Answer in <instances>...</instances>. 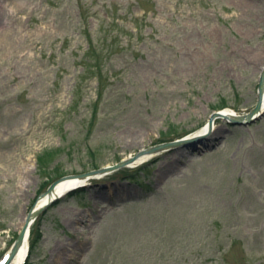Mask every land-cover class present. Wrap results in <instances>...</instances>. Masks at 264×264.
<instances>
[{"label":"rangeland","instance_id":"rangeland-1","mask_svg":"<svg viewBox=\"0 0 264 264\" xmlns=\"http://www.w3.org/2000/svg\"><path fill=\"white\" fill-rule=\"evenodd\" d=\"M263 69L264 0H0V264L53 183L249 114ZM214 127L52 204L26 264H264V115Z\"/></svg>","mask_w":264,"mask_h":264},{"label":"water","instance_id":"water-1","mask_svg":"<svg viewBox=\"0 0 264 264\" xmlns=\"http://www.w3.org/2000/svg\"><path fill=\"white\" fill-rule=\"evenodd\" d=\"M264 106V69L262 71L261 77H260V81H259V95H258V102L256 107L251 111V113L245 115V116H235L233 118H231V123L234 125H239V126H249L253 123H255L257 120H259L263 114H264V110L263 109ZM226 118L225 116H222L221 112H216L214 113L209 121V125H208V134L207 135H194L192 137H187L184 138L182 140L176 141V142H172V143H166L157 147H153L147 150H143L141 151L138 155L124 160L121 163L112 166V167H105L103 169H100L98 171L95 172H91L88 174H84V175H79V176H70L67 177L65 179H62L56 183H54L51 188L49 189V191L47 192L48 194H50L55 187L57 186V184H59L62 181L65 180H70V179H79V180H87L91 177H102L108 174H111L113 172H116L122 168L128 167L132 164H134L135 162H137L139 159L143 158V157H148L150 155L153 154H157V153H161V152H165L168 150H180V149H185V148H189V147H197L198 144L206 146L208 145V143H206V140L208 139L209 135L213 132L214 129V123L217 119L219 118ZM51 203H46L44 206H42L41 208L37 209L36 211H31L30 215L28 216V219L20 233V236L13 248V250L11 251L9 257L7 258V261L5 264H11L12 261L14 260V258L16 257L18 250L20 249V247L23 245L25 238L27 236V233L29 232V229L31 228V226L33 225V223L35 222V220L37 219V217L44 212L48 206H50Z\"/></svg>","mask_w":264,"mask_h":264},{"label":"bare ground","instance_id":"bare-ground-1","mask_svg":"<svg viewBox=\"0 0 264 264\" xmlns=\"http://www.w3.org/2000/svg\"><path fill=\"white\" fill-rule=\"evenodd\" d=\"M262 110H264V106H263ZM221 113H222V116L227 117V119L222 118V117L219 119H223L225 121H228L229 123L232 122L231 118H233L234 115L238 116V115H236L235 112H232L230 110H225V111H222ZM219 119H217V120H219ZM214 129H215V127H214ZM207 134H208L207 128H204L198 135H207ZM148 159L149 158H147V157L146 158L143 157V159H140V160H138V162H135L134 164H132L131 167H137L141 163L147 161ZM83 184H84V182L80 181L79 179H72V180L70 179V180H65V181L60 182L59 184H57L55 189L50 194L47 193L44 196H42L41 199L39 200V202L34 206V208L31 211H33V210L36 211L37 209L44 206L46 203H53L55 200H59V199L63 198L70 191L76 189L77 187H79ZM31 211H30V213H31ZM30 213H29V215H30ZM28 216L24 215V218L21 220V222L16 225V231H18L19 233L23 229ZM93 216H94L93 220L88 221L89 220L88 219L86 221V223L87 222L91 223V224H89L90 225L89 227H86L88 229H92V232L89 233V235H88L92 240L91 243H95V241L99 238V236L104 235L107 232H108L107 234H109V232H111V230H113V229L115 230L124 224H128V221H129L126 219V220H124L125 223H122V222H116L115 220H112L111 218H109V220L108 219L106 220V219H103L104 217H101V214L99 216L97 213L94 214ZM98 216H99V218H98ZM83 219L84 218H82V221H83ZM100 225L103 227H101ZM31 229H32V226L29 229L30 233L27 234L23 245L18 250L16 257L14 258V260L12 261L11 264H26V262L29 258V255H30ZM64 245H65L64 250L67 251L68 250V247H67L68 244H64ZM11 249H12V247L7 251L6 257L9 255ZM59 249H60V247L57 246L55 251L52 252L53 254H55V256L52 257V260H54L56 258L55 259L56 263L66 264L65 258L70 257V255L69 254L66 255L65 253L59 254V252H58ZM52 253H51V256H52Z\"/></svg>","mask_w":264,"mask_h":264},{"label":"trees","instance_id":"trees-1","mask_svg":"<svg viewBox=\"0 0 264 264\" xmlns=\"http://www.w3.org/2000/svg\"><path fill=\"white\" fill-rule=\"evenodd\" d=\"M105 45H108V40H105V43L103 44V46H105ZM99 47H101V45H99V44L96 45L95 41L93 39L90 40V48H89L90 52L97 53V48H99Z\"/></svg>","mask_w":264,"mask_h":264}]
</instances>
